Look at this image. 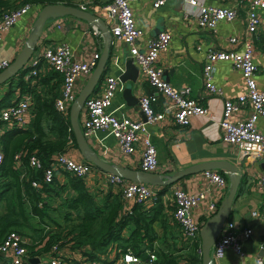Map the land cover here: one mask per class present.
I'll use <instances>...</instances> for the list:
<instances>
[{
  "label": "built area",
  "instance_id": "1",
  "mask_svg": "<svg viewBox=\"0 0 264 264\" xmlns=\"http://www.w3.org/2000/svg\"><path fill=\"white\" fill-rule=\"evenodd\" d=\"M166 0H153L155 7L163 5ZM189 4L197 5V21L199 26L214 29L220 20H232L237 15V6L207 4L200 0H184ZM245 2L246 7V33L243 41V48H208L206 60L202 67V78L204 88L209 93H220V88L213 82V61L231 60L233 66L241 71L245 82L244 90L235 98H225L223 101L222 114L219 121L221 138L237 146L238 154L241 157H249L253 160L264 159V134L257 126V119L264 116V80L258 84L256 74L258 66L253 59L254 43L253 35L260 24L259 9H264V0H238ZM33 4L25 2L19 6L6 9L0 14V42L4 33L13 27L18 20L27 13ZM80 7L85 8L82 4ZM108 17L113 19L110 26L112 36L121 39L129 47V55L133 57L138 65L141 74L147 82L153 86L154 92H143L139 96V108L144 113L145 119H133L126 114L117 116L109 107L119 83L118 76L107 74L104 77L102 88L98 92L90 93L83 104L85 118L81 123L84 136L89 140L95 136L98 130H105L113 135L119 143L120 149L125 154L136 151L139 140H142L140 151L139 168L141 170L159 172L169 169L161 164L157 157V150L147 131L146 123L162 120L169 113L173 122L186 126L193 114H206L207 108L197 99L190 96V86H176L167 80L163 75V66L159 63V54L167 50L171 34L162 30L155 36L148 39L146 47L141 48L138 40L142 30L136 26L133 12L127 0H109L104 6ZM235 41V36L229 37ZM39 42V41H38ZM198 48L200 45L197 46ZM36 48V47H35ZM99 53L95 52L88 61H81L74 56L67 42H58L52 46H43L35 50L27 61V68L23 73L25 79L45 73L48 69H54L62 76L58 95L55 97V107L68 113L70 103L77 95L75 82L80 78L86 80L95 67ZM6 58L0 59V70L9 64ZM156 92L163 94L168 104L163 110L155 108L157 99ZM33 99L27 93H20L17 99L0 108V134L3 127L12 125L27 126V115L32 114ZM248 108V113L243 118H236L235 114ZM21 151L15 156L19 158ZM2 151L0 148V161ZM19 161L18 159H16ZM30 163L40 166V160L31 156ZM56 171H68L90 183L92 177L98 175L106 183L116 185L119 188L122 200V212L129 209L130 201L140 202L145 207L153 205L159 198L163 204L171 206V221L178 226L180 241L184 243H197L196 250L201 254L200 227L203 223L196 219L193 208L204 197L203 191L188 192L187 190L172 185L171 193L166 195V190L159 193L158 185L149 184L143 181L127 179L121 175L104 171L87 159H75L65 152H55L52 160L44 169L43 181L50 182L56 175ZM205 174L210 182L221 187L227 185V177L217 171L206 169ZM165 173V172H161ZM39 187V180L32 183ZM257 185L264 191V176L257 180ZM168 197V198H164ZM204 213L210 214L217 209V203L211 202L205 207ZM256 213V210L253 211ZM259 213L264 216V201L259 208ZM250 226H244L236 230L232 220L225 219L212 248V258H220L225 248L231 247L237 253L243 254L242 240L251 234ZM27 236L16 230L6 233L0 242V253L5 255V264H27L31 259L37 258L35 264H153L156 259L154 249L146 247L145 255L135 253L130 248L123 249L116 245L110 248L108 253L101 254L96 258H86L75 251H61L57 244H54L50 251L44 254L29 255L25 245ZM196 264H202L201 260ZM253 264H264V256H258Z\"/></svg>",
  "mask_w": 264,
  "mask_h": 264
},
{
  "label": "crops",
  "instance_id": "2",
  "mask_svg": "<svg viewBox=\"0 0 264 264\" xmlns=\"http://www.w3.org/2000/svg\"><path fill=\"white\" fill-rule=\"evenodd\" d=\"M81 6L98 15L106 23L110 30L113 19L108 17L103 6L109 0H65ZM130 5L136 26L141 28L142 35L138 40L141 48L146 47L148 39L155 36L162 30H167L171 34L167 50L159 54L158 61L163 66V75L172 84L176 86H190V96L197 99L207 108L206 114H193L190 116V122L186 126H181L173 122L169 113L162 120L147 122L146 128L150 133V138L157 150V157L161 164V169L165 165L169 167L159 172L172 173L206 160H228L240 168V178L237 184L236 194L232 201L229 215L226 219L232 220L236 230L244 226L251 227V234L254 242L249 250L243 246V254L237 253L233 248H225L220 258H214V264H253L259 254L260 243L264 241V216L259 213V208L264 201V191L257 185V180L264 176V170L259 167V160H253L249 157H241L238 154L237 146L224 141L221 138V128L219 121L222 114L223 100L225 98H235L245 88V82L241 71L236 69L231 60L213 61V82L220 88V93H209L204 88L202 67L206 60V51L208 48H230L241 50L243 41L248 37L246 33V11L245 2L238 0H200L207 4L237 6V15L232 20H220L214 29L201 27L197 21L198 7L194 4L184 2V0H166V2L155 7L153 0H127ZM41 6L33 4L32 8L25 13L18 22L8 29L0 42V59L6 58L9 61L21 49L29 32L32 29L34 18ZM260 24L253 35L254 53L253 59L258 66L256 79L259 85L264 80V9H259ZM111 33V32H110ZM235 36V41H230L229 37ZM36 44L35 50H40L43 46H52L58 42H67L75 57L81 61H88L93 57L95 52L99 56L104 45L105 38L100 28L91 24L87 20L76 17L71 14H65L55 18H49L45 22L40 38ZM200 45L198 48L197 46ZM110 58L104 69L101 80L98 82L96 90L102 88L104 77L107 74L118 76L124 72L125 58L129 55L128 45L111 34ZM34 50V51H35ZM48 69L42 75L49 72ZM18 76L14 78L16 80ZM24 78V77H23ZM61 78V77H60ZM38 79V78H37ZM36 77L24 78L26 82L36 85V90L42 91L48 89L55 90L60 86V79L56 76H45L46 82L43 85L38 84ZM86 80L80 78L75 82V90L79 91ZM7 86V83L0 85V88ZM125 86L130 87L129 99L124 94ZM94 90V89H93ZM91 92V93H92ZM143 92H154L147 80L143 77L138 69V75L135 81L126 79L119 83L112 98L110 110L117 116L122 114L128 115L133 119L144 120L145 115L139 108V96ZM22 93L19 87L14 88L10 101L17 99ZM157 99L154 106L158 110H163L168 104L167 98L160 92H156ZM248 108L235 114L236 118H243L247 115ZM85 118L84 110L79 115L80 125ZM28 128L32 126L33 115H27ZM257 126L264 134V116L258 117ZM8 127H3L2 131ZM90 144L96 149L98 154L103 158L118 163L123 166L139 168L140 151L142 140H139L136 151L125 154L121 151L118 140L105 130H98L91 139ZM66 154L75 159H84L78 147L68 146ZM211 170L222 173L227 177L228 183L224 187L214 182H210L204 170L197 171L179 177L178 179L165 185H158L159 189L166 187V195L171 193L172 185H177L188 192L203 191L204 197L193 208L194 217L198 220L205 221L210 214L204 213L206 205L211 202H220L222 197L227 193L229 187V178L227 170L221 166L210 168ZM58 180H64V173L56 171ZM96 196H102L107 192L119 193L116 185L106 183L98 175L92 177L90 183L86 184ZM168 198V197H164ZM162 205V215L165 227L161 226L160 221H155L154 227L157 234H165L166 242L176 241L180 246V233L178 226L171 221V206L166 207L163 200H157ZM156 201V202H157ZM154 203V205L156 204ZM135 202L130 201L129 209ZM153 205H146V208ZM256 210L254 214L253 211ZM132 225L124 227L123 234H128V229ZM177 236V237H176ZM161 238H154L155 246H162ZM113 242L108 246L105 252L108 253L110 248L116 246ZM173 246V244H171ZM72 249L66 247L64 251ZM75 252V250H72ZM0 264H5V255L0 253ZM185 264L184 259L181 260Z\"/></svg>",
  "mask_w": 264,
  "mask_h": 264
},
{
  "label": "trees",
  "instance_id": "3",
  "mask_svg": "<svg viewBox=\"0 0 264 264\" xmlns=\"http://www.w3.org/2000/svg\"><path fill=\"white\" fill-rule=\"evenodd\" d=\"M62 1L71 3L65 0H0V14L25 2L42 6ZM47 75L62 81L60 73L50 69L45 75L35 76L38 84L43 85ZM15 87L32 96L33 122L30 128L12 125L0 134V204L4 203V211L0 213V242L8 231L16 230L27 236L25 245L31 256L44 254L57 244L61 251L68 247L88 258H96L116 242L123 249L130 248L142 256L146 247L154 249L153 264H182V259L185 264H196L201 260L197 243L182 242L177 246L174 240L166 242L165 234L156 233L155 221L166 226L160 202L148 208L135 202L130 210L122 212L120 192L96 196L83 178L71 172H62L63 181L56 175L50 182L43 181L44 169L53 154L66 152L69 145L77 147L70 128L69 110L64 114L54 105L60 86L55 90L38 91L35 84L24 80L22 73L0 88V108L11 102ZM20 151L17 158L15 154ZM31 156L39 158L40 166L30 163ZM35 180H39V187L32 184ZM128 225L132 227L125 235L123 229ZM156 237L166 243L155 246Z\"/></svg>",
  "mask_w": 264,
  "mask_h": 264
},
{
  "label": "water",
  "instance_id": "4",
  "mask_svg": "<svg viewBox=\"0 0 264 264\" xmlns=\"http://www.w3.org/2000/svg\"><path fill=\"white\" fill-rule=\"evenodd\" d=\"M65 14H71L76 17L83 18L91 24L97 25L103 33L105 38L104 45L102 47L101 54L97 60L95 67L93 68L90 75L87 77L85 83L81 86L77 92L76 97L70 103L69 106V122L70 128L73 131L76 145L81 155L91 161L94 165L100 169L108 172H112L117 175H121L127 179L135 181H143L153 185H165L170 183L181 176L191 174L197 171L210 169L216 166H221L227 170L229 178V187L227 193L220 200L217 209L212 212L203 221L200 227V245H201V262L202 264H214L211 256L212 245L218 236L220 229L225 222V219L229 215L230 207L234 196L236 194L237 184L240 178V168L228 160H206L191 164L185 168L175 170L172 173H161L155 171L141 170L140 168H134L129 166H123L115 162H111L98 154L96 149L90 144L89 140L84 136L79 115L82 110L83 104L86 97L93 91L99 80L102 78L104 69L106 68L107 62L110 56L109 42L111 33L106 23L95 13L77 6L75 4L62 2H50L45 3L40 7L34 18L32 29L29 32L26 40L24 41L21 49L15 57L10 60L9 64L0 70V84L8 83V81L14 80V78L20 73H24L27 68V61L33 54L36 44L42 33L43 26L47 19L55 18ZM125 70L120 73L119 79L125 81L131 79L135 81L138 75V65L134 62L133 57L128 55L124 62ZM125 96L130 99V87L125 86ZM259 167L264 170V159H260ZM254 242L252 236H248L243 241V246L251 249V245ZM259 254L264 255V241L260 243ZM37 258L31 259V263L35 264Z\"/></svg>",
  "mask_w": 264,
  "mask_h": 264
},
{
  "label": "rangeland",
  "instance_id": "5",
  "mask_svg": "<svg viewBox=\"0 0 264 264\" xmlns=\"http://www.w3.org/2000/svg\"><path fill=\"white\" fill-rule=\"evenodd\" d=\"M85 159V158H84ZM4 211V203L3 202H1V204H0V213L1 212H3ZM56 215H57V213H55ZM84 257H88L87 255H84Z\"/></svg>",
  "mask_w": 264,
  "mask_h": 264
}]
</instances>
